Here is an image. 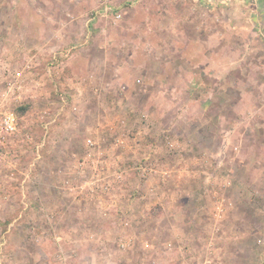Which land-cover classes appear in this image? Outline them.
Returning <instances> with one entry per match:
<instances>
[{
	"label": "rangeland",
	"instance_id": "rangeland-1",
	"mask_svg": "<svg viewBox=\"0 0 264 264\" xmlns=\"http://www.w3.org/2000/svg\"><path fill=\"white\" fill-rule=\"evenodd\" d=\"M104 2L0 0V112L14 110L20 123L19 131L3 146L0 158V194L7 196L6 201L0 197V250L8 254L3 264L16 262L10 254L19 244L16 260L21 259V264H33L26 257L32 249L48 252L52 264L85 263L77 254L79 250L72 249L78 232L80 237L92 234L91 227L86 228L82 222H102L100 228L105 231L117 227L103 222H115L120 226L116 232L120 233L129 230L120 225L126 219L133 222L132 231L139 241L134 264H166L172 260V264H178L174 257L168 261L155 259L157 241L162 240V233L156 230L155 214L150 216L145 211L143 216H132L133 211L124 208L112 210L108 217L114 216L113 220L108 221L98 206L90 211L85 203L57 195L65 206H71L63 212L54 200L59 183L70 186L85 177V182L89 181L95 160L110 157L124 137L141 140L143 136L145 140L148 129L157 143L159 136L169 131L179 144H192L191 148L182 145L177 150L163 145L167 154H194L200 161L201 157L221 156L204 173L212 181L211 192L201 197L197 189L188 197L190 201L203 202L205 212L197 214L188 202L183 221L177 224L183 234L193 231L191 240L183 238L180 244L191 248L192 258L197 257L194 264L207 260L210 264H264V0L229 2L222 8L226 15H213L219 8L210 0H115L123 14L118 21L111 14L100 15ZM195 13L198 18H192ZM242 13L245 15L241 18ZM226 20L228 26L221 30V22ZM204 27L208 36L200 33ZM210 36L213 43L224 37L230 45L228 59H222L230 64L240 59L243 66H234L228 76L219 79L214 65L205 71L203 52L187 48L181 52L185 57L179 55L178 59L182 63L193 60L198 67L194 79L186 72L166 77L164 85L155 84L148 95L145 93L141 63L157 57L158 45L179 44L182 48ZM62 40L69 44L59 51L64 53L62 56L57 49L45 47ZM165 54L171 56L172 52ZM91 78L95 82H90ZM120 78L131 85L129 95H114L117 85L119 91H124ZM66 79L80 82L81 86L88 83V91L68 94L59 83ZM13 82L17 86L9 85ZM103 82H113L112 91ZM96 87L99 90L94 94ZM188 90L194 95L191 100L178 97ZM75 105L81 110L78 114L73 111ZM113 107L117 114H111ZM187 107L196 114L190 119H186L187 115L179 117L176 110ZM202 112L206 115L201 117ZM207 117L210 123H206ZM177 118L180 121L175 130H170L171 122ZM88 138L95 141L94 146L87 145ZM77 159H84L79 163L81 174L84 170L90 172L74 173L72 180L68 176L71 168H76L73 161ZM150 160L144 158L136 165L141 183L146 177L138 167ZM130 178L133 175L125 179V185L118 181L119 194L130 188ZM226 180L234 181L227 187ZM97 190L100 197L109 198V191L102 187ZM28 191L41 193L42 197L37 196L34 203ZM218 205L224 208L223 214ZM52 214L58 215V221ZM193 214H197L195 222H201V228L188 231L183 222ZM32 217L38 219L37 230L30 226ZM14 218L22 219V227L13 222ZM61 222L65 227L58 225ZM18 234H22L20 239ZM60 236L63 240L58 239ZM83 240L85 246L91 242ZM63 241L66 244L56 245ZM146 241L151 243L150 248L143 245ZM175 245L179 242L169 248L176 251ZM207 247L213 252L209 259L200 256ZM190 259L180 264H192ZM36 260V264H45L43 258Z\"/></svg>",
	"mask_w": 264,
	"mask_h": 264
},
{
	"label": "crops",
	"instance_id": "crops-1",
	"mask_svg": "<svg viewBox=\"0 0 264 264\" xmlns=\"http://www.w3.org/2000/svg\"><path fill=\"white\" fill-rule=\"evenodd\" d=\"M204 1V0H203ZM206 1V0H205ZM211 3H215L216 8H219L217 11L213 12V15L220 13L226 15V11L222 12V8H226L229 2L231 3H236L239 4L241 0H210ZM49 2V1H47ZM50 3V2H49ZM65 18H68V15L66 12H64ZM99 13L101 14H106L104 13L101 9H99ZM140 13V12H139ZM80 17V14H77ZM198 14H193L192 18H198ZM212 15V16H213ZM240 15V14H239ZM244 16L245 13L241 14ZM254 15V14H253ZM256 15V14H255ZM264 16V15H263ZM240 17V16H237ZM199 18H202V15L199 16ZM204 18V16H203ZM228 20V17L226 18ZM227 20L225 23L221 22L220 29H226L228 26ZM224 27V28H223ZM201 34L204 35H209V32H206V28H200ZM62 31V30H61ZM204 32V33H202ZM147 33H149L147 31ZM215 35H219L217 33H214ZM219 37H216L218 40ZM210 39V40H209ZM212 37L210 38H203V40L200 39L199 42H195L194 44H189V45H182L185 49H182L179 44H172V45H158L157 47V57L154 59H147L141 63L142 67V81L144 82L145 85V93L147 95L149 94V90L157 84L164 85L165 84V79L166 77L170 76H176L180 75L182 73H187V75L190 74V77L192 76V79H194L195 74H196V64H194L193 60L188 59L184 60V63H182V59H178V56H182L183 58L185 55L183 53L185 50H191L192 48H195L196 50H199L200 52H203V61L206 62L207 68L206 70H211L212 66L214 65L218 73H216L217 77L219 79H224V77L228 76V73L232 70L234 66L238 67V65L243 66V64H240V59H236L235 61H232L231 64L225 59H222V57L228 59V51H229V44L227 42H224V37L219 38V40L216 43L212 42ZM66 40L59 41L58 43L54 42H49L47 46V50L51 49L50 47H53L54 49H57L58 52L62 51L63 49L67 48L69 44L63 43ZM149 46V45H148ZM39 47V46H38ZM151 47V46H149ZM43 47H40L42 50ZM149 49V48H148ZM246 49L244 45V50ZM150 50V49H149ZM172 52V55L167 56L165 52ZM59 55H64V53L59 52ZM181 53V54H178ZM227 54V55H226ZM177 55V56H176ZM243 61V60H242ZM187 63H190V65L186 66ZM192 65V66H191ZM180 66H184V68L181 69ZM210 72V71H209ZM121 80V78H120ZM120 80L118 82L120 83ZM90 82H95L94 79L91 78L89 80ZM61 86L64 85V88L66 89L68 94L71 93H76L77 90L82 92H87V88L85 86H88V83L86 85H79V83H73L66 80H62L59 82ZM105 85H109L108 90L112 91L113 87V82H103ZM116 83V82H115ZM118 84V83H117ZM154 84V85H153ZM123 85L125 86L124 91H119L120 87L117 89L118 85L115 86L114 89L118 90V92H115V96H119L121 93L122 95H129L128 93L130 92L131 85L125 82L124 80H121L120 86ZM99 89L96 87L94 89V94L98 91ZM109 91V92H110ZM186 92V94H185ZM184 94L178 95L179 98H187L191 100L194 95L192 91H185ZM77 98L76 96H74ZM183 108V107H182ZM117 109L113 107L112 113L117 114ZM177 115L179 117L183 118L186 116V119H190L191 115L196 114L195 110L192 112L189 110V107L186 109H181V110H176ZM119 113V112H118ZM255 114V112H253ZM119 115V114H118ZM181 115V116H180ZM204 112H202L201 117L205 116ZM197 117V116H195ZM208 122V117L205 118ZM180 120L174 119L171 122V126L169 127L170 130H175L178 122ZM186 121V120H184ZM112 130L116 126H110ZM153 129V128H152ZM150 129L146 130V139H143V136L141 140H135L136 138H133L129 140L127 137L122 138L118 143L116 148H114L113 152L111 153L110 157H103L102 160H95L93 169H91V174H90V180L85 182V178L81 182H72L71 184L65 185L63 182L59 183L57 186L59 189L54 197H56L55 202L56 205H58V208H61L64 210L63 212H67L71 206L69 205H64L62 200H58L57 195H67L70 197V199L76 203L81 202L85 203V206L89 207L90 211L98 206L100 209H97L99 212L102 210L105 211L106 217L108 218L107 220H113V217H108L109 213L112 210H120V209H126L128 211H133L132 216H143V213L146 211L147 213L150 214V216H153L155 214L157 221H156V226H157V231L158 234L162 233V240L157 241L156 245V251H154L155 259L156 260H169L173 259L175 262L180 263H186L189 258H191L192 264L195 263L194 257L192 255V250L190 247H182L183 244V238L188 242L187 240H191V236L193 235V231L190 230H197L201 228V222H195L197 220V214L201 213V215L205 212L203 211L204 207L202 206L204 203L201 201L197 200H189V196L191 194H194L197 189L201 191L199 196H205L208 191L211 192V184L212 182L210 180L209 175H206L207 171H209L207 168L210 166L215 165V161L219 159L221 156L217 157L214 156L212 158L206 156L205 158L201 157L198 158V156L194 154H189V156L186 155V157H177L176 154H167V149L163 146V144L160 142H156L154 139V135L149 134ZM73 131H71L72 133ZM133 132V131H132ZM160 133V132H159ZM158 133V136H159ZM156 136V134H155ZM147 140V141H146ZM87 141V140H86ZM149 141V142H148ZM155 142V144H154ZM194 147H195V142ZM155 145V146H154ZM184 145V147H188L190 145L191 148V142L184 144H180V146ZM179 146V147H180ZM118 147H121L120 151H117ZM189 148V147H188ZM72 150L74 148H71ZM75 154V153H71ZM150 160L149 162L151 163V171L145 176V182H142V179L139 178L140 174L139 171L136 167V165L142 160V159ZM221 160V158H220ZM74 165L76 168H71L70 174L68 177L71 179L75 175L80 174V175H85V173H89L86 170H84L81 174V168L79 163L82 162L84 163V159L80 161L79 159L73 161ZM101 164V165H98ZM201 163V164H200ZM200 164V166H198ZM206 165V167H204ZM93 171V172H92ZM214 173V172H212ZM129 175H133V178L129 179L130 181V188L126 190L124 193L119 194L117 191L118 189V181H120L122 184L124 183L125 185V179L128 178ZM73 180V179H72ZM234 180H226L225 185L229 187V185L232 184ZM107 182L110 185V190L109 193H106L109 195V198L107 196L100 197L99 194L100 191L97 189L101 187V185L105 184ZM112 182V183H111ZM115 182V187L112 186V184ZM92 184H95L92 186ZM117 186V188H116ZM120 189L122 188V185H120ZM35 190V188H34ZM124 190V189H122ZM127 192V193H126ZM31 201L33 199V202H36L37 196L40 198L42 197L41 193L35 192V191H28ZM37 193V194H36ZM126 193V194H125ZM214 194L217 193V191L212 192ZM126 195V198L122 199V196ZM0 197L2 200L6 201L7 196L4 194H0ZM203 199V198H202ZM123 201V204H122ZM193 201H195L193 203ZM99 202V203H98ZM190 202L192 204V210H196V216L193 214L192 216L188 217L187 222H183L185 225L186 230L192 232V234H183L178 230V225H181V221H183L184 214H186L185 208H187L186 204ZM121 204V205H119ZM232 203L229 202V205ZM203 207V208H202ZM221 209V213L223 214L224 208L222 206L218 205ZM92 208V209H91ZM117 208V209H116ZM33 209V208H32ZM82 210L81 208H79ZM133 209V210H132ZM34 210V209H33ZM38 210V209H35ZM96 210V209H95ZM191 209H188V211ZM32 211V210H31ZM54 211V210H52ZM61 211V210H60ZM98 212V213H99ZM218 212V211H217ZM221 214V215H222ZM35 215V214H31ZM69 214L66 213V218L68 217ZM19 215L18 217H20ZM50 216V215H49ZM53 220L58 221V215H53ZM223 218V217H222ZM50 219V218H49ZM175 219L178 220L179 222H175ZM15 218L13 219L14 222ZM37 218L32 217V222H30V226L34 228V230H37V227L39 226L37 223ZM52 220V219H50ZM21 218H16L15 223H17L18 227H22ZM35 222V223H34ZM48 222H45V225ZM55 223V222H54ZM102 222H82V224L88 228L91 227L92 234H86V236H78V233L75 237V241L73 243L74 248L76 250H79L77 253L78 256L84 260L85 263H80L79 264H134L133 263V254H135L136 250L139 248V241L137 237L135 236L136 233L132 231L133 227V222L131 220H124V222H120V225L122 226V229L126 228L129 229L128 232L126 231H121L116 232L117 228L120 227L119 224L115 222L111 223H104V224H109V227H112L111 224L116 225V229L109 228V231H105L106 228H100ZM179 223V224H178ZM178 224V225H177ZM53 225V224H51ZM60 227H65V225L61 222L58 224ZM36 226V227H35ZM61 227V228H62ZM104 227V226H103ZM112 231H111V230ZM111 232H113L111 234ZM119 233V234H118ZM60 234V233H59ZM110 234V235H109ZM19 239L21 238L22 234H18ZM184 235V236H183ZM159 237V235H158ZM174 240H172V238ZM170 238V239H169ZM58 239H62L63 237H59ZM87 246H85V240ZM195 239V238H194ZM193 239V240H194ZM176 242H179L178 246H174L173 249L176 251H173L171 248V245L173 243L176 244ZM182 242V244H180ZM184 242V243H186ZM3 243V242H0ZM51 243V240H50ZM56 243V242H55ZM66 244L65 241L63 242H58L56 245H62ZM190 244V243H189ZM145 247H151V243L146 241L143 244ZM188 245V244H187ZM16 249L13 251L10 255L12 257L13 261H16V264H21V259L16 260L17 252L19 249H21V245H15ZM181 247V249H180ZM23 248V247H22ZM172 250V251H170ZM41 252V251H36V249H32L27 253V258L28 260H32V263L36 264L37 258L41 259L43 258L45 260V264H52V261L49 258L48 252ZM132 253V254H131ZM43 254V255H42ZM3 256V257H2ZM8 254L4 252V250H0V264H3L2 259L4 257H7ZM203 257H206V259H209L213 256V252H211L210 247H207L206 250L204 251L203 255H200ZM18 257L20 258L21 256ZM23 257V256H22ZM21 257V258H22ZM18 258V259H19ZM25 258V257H23ZM79 258V259H80ZM200 258V257H199ZM205 259V260H206ZM86 260V261H85ZM14 263V264H15ZM31 263V262H30ZM173 263V260H172ZM170 262L166 264H172ZM210 264V261L207 260L206 262H203L202 264Z\"/></svg>",
	"mask_w": 264,
	"mask_h": 264
},
{
	"label": "built area",
	"instance_id": "built-area-1",
	"mask_svg": "<svg viewBox=\"0 0 264 264\" xmlns=\"http://www.w3.org/2000/svg\"><path fill=\"white\" fill-rule=\"evenodd\" d=\"M103 4L104 5L102 6V11L106 14H111L116 21L120 20L123 17L122 11L118 10V7L115 5V0H105ZM20 77L21 76H18V79H20ZM139 81L141 82V80ZM9 85L17 86L15 82L9 83ZM105 88H109V85H106ZM122 88L124 89L125 86L122 85ZM63 102H66V99L64 97ZM73 111L75 114H78L81 110L77 105H75L73 106ZM122 123H125V120H122ZM19 129V117L14 110H5L0 112V158H2L3 155V146L7 143L11 136L15 135L19 131ZM158 141L161 142L168 150H177L180 146L179 142L173 137V135L169 131L162 133L159 136ZM87 145L94 146L95 141H93V139L91 138H88ZM150 164L151 163L148 162L138 167L140 172L143 173V176H146L149 171H151ZM101 187L106 191L110 190V185L108 183L103 184Z\"/></svg>",
	"mask_w": 264,
	"mask_h": 264
}]
</instances>
